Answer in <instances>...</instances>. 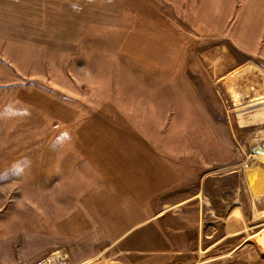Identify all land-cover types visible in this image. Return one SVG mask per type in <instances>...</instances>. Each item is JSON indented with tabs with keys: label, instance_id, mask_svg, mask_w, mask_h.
Here are the masks:
<instances>
[{
	"label": "rangeland",
	"instance_id": "obj_1",
	"mask_svg": "<svg viewBox=\"0 0 264 264\" xmlns=\"http://www.w3.org/2000/svg\"><path fill=\"white\" fill-rule=\"evenodd\" d=\"M200 5L0 0V264H264V36L235 44L254 21L238 0L228 39L207 37ZM137 17L183 46L175 73L125 49ZM238 68L241 91L219 82ZM136 136L187 177L150 206L125 194Z\"/></svg>",
	"mask_w": 264,
	"mask_h": 264
},
{
	"label": "crops",
	"instance_id": "obj_2",
	"mask_svg": "<svg viewBox=\"0 0 264 264\" xmlns=\"http://www.w3.org/2000/svg\"><path fill=\"white\" fill-rule=\"evenodd\" d=\"M237 1L238 0H201L199 11L202 12V9L204 8L205 12V16H202V14L200 18L197 16L198 25L203 30L201 32L210 38L227 40L228 38L225 34L227 29V19L230 18L232 12H238L234 9V4ZM241 2L242 6L240 8V13L245 16L247 12L250 13L251 11L254 21L252 29L249 32V34H251L250 37L245 35L247 29L240 30L241 28H235L233 30L234 39L237 36V39H235V44L244 50L256 49V45L252 49L249 48V45L255 43V34L257 36H264L262 31V21H264L262 20L264 18V0H241ZM137 18L138 19L134 18L127 30L125 44H123L125 45V49L133 52V55H136V57H139L143 52V61L150 65L149 69L156 71L163 76L175 73L182 64L180 52H182L183 46L173 42L170 39L171 34H169L167 30L150 23L149 20L145 21L144 19L146 17ZM179 42L182 43L180 40ZM165 49H171L173 53H177V56L172 54L171 59L159 60L160 62L156 64L149 58L150 50H157L160 56H166L162 52ZM238 69L240 70V68ZM238 69L234 70L232 73H229L230 75L228 74L226 76H221L219 82H222L224 79L230 78L229 76L234 75V79L230 78V81H228L227 84L232 88V90L233 87L236 86V88L241 91L242 88L239 87L240 81L237 80L240 77L239 73L241 70L239 71ZM248 88L249 87H247V89ZM263 91L264 86L257 90L260 95ZM82 141L86 140L80 138L78 141H75V146L79 147ZM136 142H138L137 145L141 146L140 149L148 156V160H143V162H134L131 168L127 171L128 173L132 174L134 178L133 182H139V184L134 191L131 188V190H126L125 194L128 195L129 191L131 193L134 192L135 194L142 196L141 200L139 201L140 203H138L137 206H150V199L171 190H176V188L181 183H183L187 177L183 176L182 173L177 170L170 158H168L166 153L161 150L158 145L150 142L148 139L142 136H136ZM86 143L89 142H84L81 145L88 146ZM145 154L134 148L130 149L129 154H127V158L129 160V158L133 159L137 157V155L143 156ZM120 182L122 185H125L126 189L129 188V185L127 182H125V180L121 179ZM121 198L124 200V197ZM124 203L127 204V200L124 201ZM145 254L153 255L154 253L149 251H141V254L139 253L138 255H143L142 258H145Z\"/></svg>",
	"mask_w": 264,
	"mask_h": 264
},
{
	"label": "bare ground",
	"instance_id": "obj_3",
	"mask_svg": "<svg viewBox=\"0 0 264 264\" xmlns=\"http://www.w3.org/2000/svg\"><path fill=\"white\" fill-rule=\"evenodd\" d=\"M239 70V69H238ZM240 71V70H239ZM230 75V74H229ZM239 76V75H238ZM231 77V76H230ZM235 77V76H234ZM234 79V78H233ZM230 81V80H229ZM235 81V80H234ZM238 82V81H237ZM231 83H232V81H231ZM236 87V86H235ZM234 87V88H235ZM241 88V87H240ZM232 89V88H231ZM247 91V90H246ZM248 92V91H247ZM264 92V91H263ZM249 93V92H248ZM235 95V94H234ZM233 97V96H232ZM238 97V96H237ZM234 99V98H233ZM262 112V111H261ZM263 113V112H262ZM260 120H263L264 121V114L262 115V116H256V117H254V119H253V122H251V123H256V122H258V121H260ZM250 124V123H249ZM256 125V124H255ZM261 158H264V157H261ZM250 183V182H249Z\"/></svg>",
	"mask_w": 264,
	"mask_h": 264
},
{
	"label": "built area",
	"instance_id": "obj_4",
	"mask_svg": "<svg viewBox=\"0 0 264 264\" xmlns=\"http://www.w3.org/2000/svg\"><path fill=\"white\" fill-rule=\"evenodd\" d=\"M56 258H54V256H51L41 262H39L38 264H55Z\"/></svg>",
	"mask_w": 264,
	"mask_h": 264
}]
</instances>
